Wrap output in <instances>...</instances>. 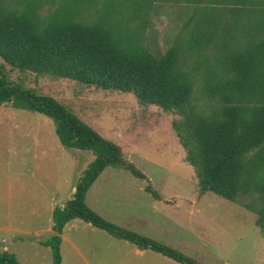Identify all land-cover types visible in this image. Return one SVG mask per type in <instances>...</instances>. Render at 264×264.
I'll use <instances>...</instances> for the list:
<instances>
[{
	"label": "trees",
	"instance_id": "trees-1",
	"mask_svg": "<svg viewBox=\"0 0 264 264\" xmlns=\"http://www.w3.org/2000/svg\"><path fill=\"white\" fill-rule=\"evenodd\" d=\"M151 1L25 0L15 9L0 0V106L9 103L49 118L61 146L93 156L71 199L51 212L52 234L40 244L49 248L52 264H60L61 232L73 219L178 264L196 263L105 222L85 206V192L106 167L145 177L122 159L117 146L53 98L11 86L4 65L131 94L138 104L177 115L171 128L198 192L237 202L253 214L264 251V0H170L191 7L193 14L159 55L138 43L139 25L133 24L139 20L136 12ZM95 2L101 5L98 15L80 18L81 10ZM42 3L54 7L39 16ZM189 57L195 60L190 63ZM196 78L206 105L194 96ZM145 190L159 200L149 187ZM0 264L18 261L3 251Z\"/></svg>",
	"mask_w": 264,
	"mask_h": 264
},
{
	"label": "rangeland",
	"instance_id": "rangeland-1",
	"mask_svg": "<svg viewBox=\"0 0 264 264\" xmlns=\"http://www.w3.org/2000/svg\"><path fill=\"white\" fill-rule=\"evenodd\" d=\"M7 1L15 9L25 3ZM100 6L97 2L88 4L79 17L94 19ZM39 7L37 13L43 16L54 6L42 3ZM192 14L191 7L184 4L152 0L136 12L139 20L133 18V24L139 25L138 43L154 55L163 54ZM187 60L192 63L195 58ZM4 71L11 86L53 98L102 139L117 146L122 159L145 177L137 179L126 170L104 168L101 179L106 182L98 183L104 190L98 196L99 191L92 188L85 192L84 200L104 214L102 220L196 264H264L255 216L237 202L198 192L193 171L184 161L171 128L177 115L138 104L131 94L51 76L37 77L7 65ZM200 83L199 78L194 80V96L202 97ZM207 101L202 97L200 104ZM42 119L47 124L39 122ZM15 123L21 126L16 128ZM24 127L34 132L37 143L32 136H24ZM89 157H93L89 152L61 146L49 118L15 109L9 103L0 106V253L13 254L18 264H52L49 248L40 244L51 235V211L71 199L92 161ZM62 235L60 264H177L149 250L137 258L131 252L132 245L116 242L103 231L64 230Z\"/></svg>",
	"mask_w": 264,
	"mask_h": 264
},
{
	"label": "crops",
	"instance_id": "crops-1",
	"mask_svg": "<svg viewBox=\"0 0 264 264\" xmlns=\"http://www.w3.org/2000/svg\"><path fill=\"white\" fill-rule=\"evenodd\" d=\"M33 122H36L35 120H32ZM39 122H41V123H46L47 124V121L45 120V119H42V120H39ZM14 126L16 127V128H19L20 126H21V124L20 123H15L14 124ZM28 128L27 127H24V128H22V132L24 133V136L25 137H28L29 136V138H31L30 136H32L33 137V139L36 137V135L34 134V132H32L31 130L30 131H28L27 130ZM55 134V133H54ZM34 141H35V143H37V140L36 139H34ZM92 160V158L91 157H89V161H91ZM104 172L105 171H101L99 174H98V176L95 178V180L93 181V183L90 185V187L87 189V191L88 190H90V189H97L96 191H99L97 194H98V196L100 195V192L102 191V190H104V186H103V184H104V182H106V180H105V178H103V179H101L102 177H103V174H104ZM100 180H102L103 182V184H98L99 183V181ZM96 194V195H97ZM84 200H85V194H84V199H83V202H84ZM157 201H159V200H157ZM84 204H85V202H84ZM62 206V205H61ZM85 206L88 208V209H90L92 212H94L96 215H98L100 218H102L103 219V217L105 218V216H104V214L99 210V209H97V208H95V206H92V207H89V206H87L86 204H85ZM52 212V211H51ZM129 218H132L133 219V217H129ZM81 222V223H80ZM79 224H82V225H79ZM86 228H90V230L91 231H93V230H99V229H97V228H94V227H92L90 224H88V223H85V222H83V221H81V220H79V219H73V220H71V221H69V222H67L65 225H64V227H63V229H62V232L64 231V230H77V229H86ZM99 231H101V230H99ZM48 232L50 233V234H52V230H48ZM62 232H61V241H62V239H63V235H62ZM108 235V234H107ZM109 236V235H108ZM110 237V236H109ZM112 238V237H111ZM32 239H36V238H30L29 240H32ZM113 240H115L116 242H123V243H125V244H130V243H128V242H126V241H123V240H117V239H114V238H112ZM32 241H35V240H32ZM61 241H60V243H61ZM38 243V242H37ZM39 244V243H38ZM130 245H132V244H130ZM71 246H72V248L75 250V246L73 245V244H71ZM133 246V248L134 249H131V252H132V254L135 256V257H137V258H141V257H143L144 256V252L145 251H147V250H139V249H137L134 245H132ZM59 247H60V245H59ZM150 251V250H149ZM75 252H76V254H79L80 256H82L77 250H75ZM152 252V251H151ZM125 253V254H124ZM123 253V256L124 257H126L127 256V252H124ZM154 253V252H153ZM157 254V253H156ZM160 255V254H159ZM164 257V256H163ZM166 258V257H165ZM168 259V258H167ZM172 261V260H171ZM174 262V261H173ZM119 263H121V259L119 260ZM176 263V262H175ZM178 264V263H177Z\"/></svg>",
	"mask_w": 264,
	"mask_h": 264
}]
</instances>
